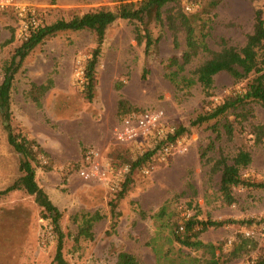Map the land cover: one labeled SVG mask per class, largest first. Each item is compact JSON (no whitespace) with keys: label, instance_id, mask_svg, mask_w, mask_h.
Returning a JSON list of instances; mask_svg holds the SVG:
<instances>
[{"label":"rangeland","instance_id":"rangeland-1","mask_svg":"<svg viewBox=\"0 0 264 264\" xmlns=\"http://www.w3.org/2000/svg\"><path fill=\"white\" fill-rule=\"evenodd\" d=\"M22 1L37 5L43 23L49 24L58 18L100 7L114 9L121 2L138 0ZM200 3H170L163 9L164 20L168 9L191 15L203 5ZM258 8L264 19V0H222L204 27L209 48L243 46ZM147 26L153 38L159 37L148 55L144 54V42L135 39L136 28L141 27L138 22L119 18L107 28L91 99L83 90V66L96 46L95 34L89 30H65L45 37L14 76L9 93L10 123L14 132L35 139L48 154L40 156L35 179L61 213L62 256L68 264H115L118 253L126 251L143 264H162L165 254L174 258L183 252L198 257L203 264L210 256L207 249L194 250L173 239L175 226H183L193 217L234 220L210 226L197 235L215 247L219 264H257L264 253V229L259 222L264 217V188L233 187L234 201L228 203L219 190L220 171L213 166L220 154L230 159L247 151L251 161L240 168L241 176L264 182V132L257 130L262 127L264 131V107L251 101L237 110L242 116L230 114L234 129L230 138L223 134L216 139L210 129L213 120L189 124L209 106L240 91L252 75L236 80L225 71L219 72L209 94L198 83L179 89L167 75L174 68L169 59L179 57L185 49L183 30H178L175 47L166 26L153 20ZM18 33L14 16L0 12V82L4 64L21 42ZM209 56L200 53L194 57L184 73L192 75ZM43 86L42 91L39 88ZM128 106L162 108L176 129L188 130L179 136L187 149L148 174L142 166L130 171L129 165L124 175L130 181L123 197L118 198L103 184L84 179L79 169L91 148L98 149L113 169L122 168L124 164L113 162L117 149L123 147L114 135L122 110ZM18 160L19 154L7 143L0 115V190L21 175ZM143 194L145 205L138 200ZM41 211L34 196L24 189L0 194V264H56L57 235ZM84 215L98 217L88 238L78 232Z\"/></svg>","mask_w":264,"mask_h":264},{"label":"trees","instance_id":"trees-1","mask_svg":"<svg viewBox=\"0 0 264 264\" xmlns=\"http://www.w3.org/2000/svg\"><path fill=\"white\" fill-rule=\"evenodd\" d=\"M179 0H138L136 2H121L114 9L108 7H100L97 9L85 11L81 14H74L69 18H58L55 21L45 24L42 17L38 13L39 23L31 29L26 35L20 36L21 42L15 48L9 60L3 66V76L0 82V115L3 121V127L6 131L7 143L13 150L19 154L18 168L21 175L10 185L0 190V194H5L15 189H24L28 194L34 196L35 202L42 208V216L49 219L53 230L57 235L56 251L53 261L56 264H68L62 256V238L63 233L59 226V217L61 215L58 208L52 203L47 193L40 187L35 179V169L40 164V156H48L44 149L35 139H29L19 132H14L10 123V103L9 93L13 84L16 72L21 68L24 58L29 52L39 44L45 37L54 35L57 32L65 30H89L95 34L96 46L91 52V56L86 60L83 66L84 77V93L88 99L93 96V90L96 82L95 68L99 60L101 52V44L104 41L107 28L117 19H127L136 21L141 24L140 28H136L135 39L137 43L144 42V54L148 55L149 50L156 44L159 37L153 38L148 29V22H154L166 26L173 36L174 46L178 45V30L184 32L185 49L179 57L172 56L169 59V66L174 68L168 73L169 80L179 89L190 88L198 83L205 94H209V90L214 83V76L219 72L225 71L234 79H245L252 75L246 81L243 88L235 90L232 94L227 95L221 102L211 105L205 111L198 114L190 121L191 126L201 125L205 122L213 120L210 129L215 133L216 139L225 134L228 138L233 135V125L229 119L230 114L242 116L237 110L244 108L249 102L255 101L264 107V19L261 9L254 11V22L252 31L247 35L246 41L241 47L231 45H223L219 50H211L207 44L204 27L209 22L212 11L218 6L222 0H201L203 5L196 13L187 15L179 10L168 9L163 17V9L170 3ZM195 5L201 4L200 0H188ZM199 21V23H197ZM199 26V29H198ZM12 37L7 40L11 42ZM200 53L209 54L202 63H200L192 72V75L184 73L185 66L188 65L194 57ZM146 71V69H144ZM42 91L45 87H40ZM120 106L123 101L119 102ZM141 107H126L122 110L119 120L124 118L132 111L140 110ZM262 134V127L257 128ZM188 133L185 127L175 128L171 138L179 137ZM160 142L154 143L152 146H146L142 151L132 152L126 147H119L114 156V161L118 165L129 164L130 171L136 167L149 166L156 164L162 166L169 163L170 156L166 163L157 162L154 159V153L157 151ZM251 156L247 151H239L232 158L220 154L214 163V168L220 171L219 190L222 197L228 203L234 201L232 189L236 186L264 188V182L249 181L241 176L240 168L248 165ZM129 172V170H128ZM127 172V173H128ZM126 177V176H125ZM130 179L124 178L115 191L118 198L123 197ZM114 206V204H112ZM82 225L79 227V235L91 237V226L98 219L96 215L83 216ZM242 221H240L241 223ZM264 229V217L259 219ZM229 223H235L232 219L219 220H196L193 217L187 218L183 226L176 225V231L173 232V239L182 246L197 250L200 248L207 249L210 253L209 258L203 261V264H219V258L215 255L214 246L206 244L197 239L199 232L204 231L208 227H218ZM182 226V229L179 227ZM162 264H201L198 257L191 254L179 252L174 258L164 255ZM115 264H143L133 254L121 251L117 255ZM257 264H264V253L260 255Z\"/></svg>","mask_w":264,"mask_h":264},{"label":"built area","instance_id":"built-area-1","mask_svg":"<svg viewBox=\"0 0 264 264\" xmlns=\"http://www.w3.org/2000/svg\"><path fill=\"white\" fill-rule=\"evenodd\" d=\"M0 12L11 13L14 16L19 36L26 35L39 23L38 6L31 2L0 0ZM174 131L175 126L169 121L162 108L141 107L140 110L132 111L119 120L114 136L118 145L132 152L142 151L146 146L160 142L154 153V159L157 162L166 163L170 156L187 149V145H184L179 137L171 138ZM156 164L143 166V172L148 174L156 167ZM128 170L129 164H124L119 170L113 169L98 149L91 148L84 154L79 174L84 179L103 184L109 191H116ZM182 228V226L179 227V229Z\"/></svg>","mask_w":264,"mask_h":264},{"label":"crops","instance_id":"crops-1","mask_svg":"<svg viewBox=\"0 0 264 264\" xmlns=\"http://www.w3.org/2000/svg\"><path fill=\"white\" fill-rule=\"evenodd\" d=\"M144 197H146V195H144V194H143V195H141V197H139V198H138V200L140 201V203H142V204H144V205H145V204H146V202L144 201V200H145V198H144Z\"/></svg>","mask_w":264,"mask_h":264}]
</instances>
